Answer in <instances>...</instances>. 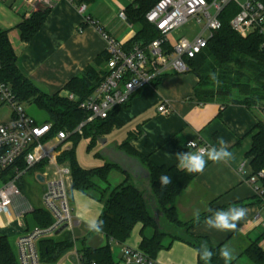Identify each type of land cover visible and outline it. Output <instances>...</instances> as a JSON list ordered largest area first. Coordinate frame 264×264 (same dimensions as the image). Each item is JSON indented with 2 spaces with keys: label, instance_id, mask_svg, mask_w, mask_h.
Masks as SVG:
<instances>
[{
  "label": "crops",
  "instance_id": "0c3cea01",
  "mask_svg": "<svg viewBox=\"0 0 264 264\" xmlns=\"http://www.w3.org/2000/svg\"><path fill=\"white\" fill-rule=\"evenodd\" d=\"M52 3L40 29L30 41L25 42L20 40L16 26L37 9L33 10L27 0H0V29L7 30L22 74L44 93L60 91L65 94L62 87L72 77L79 76L87 65H94L98 59L99 65L96 68H103L105 41L99 29L125 44L134 36L137 26L118 17V12L129 4L126 0H84L80 2L85 4L82 13L76 8V0L74 3L69 0H52ZM84 16H89L95 24L84 22ZM197 82L198 78L190 71H168L153 83L140 87L117 111L123 126L110 134L121 132L120 140L109 142L107 139V143L119 144L132 133L134 136L129 145L134 151L153 164L170 166L178 164L177 153L196 151L187 148L188 141L209 147L218 146V141L224 139L228 150L233 153V159L226 163L209 161L203 173L194 174L187 188L177 196L174 206L181 221L192 219L196 209L202 214L211 207H246L248 215L239 222L234 232L207 230L203 220L194 225L190 233L207 237L213 245L221 243L223 247L232 246L234 253L241 252L252 240H256L264 249V228L253 222V216L257 213L264 217V204L255 202L253 186L247 180L251 176V169L246 158L252 129L257 122L264 123V115L255 106L247 107L240 103L222 105L217 100L199 101L194 94ZM162 102L170 108L169 113L157 110ZM68 144L70 148L65 151L72 148L71 141L65 143L64 147ZM97 147L99 150L100 146ZM101 161L103 164L104 160ZM241 164L243 170L239 169ZM111 177L113 179H109ZM124 178V174L111 170L108 177L110 186L113 185L111 188ZM67 185L75 219V224L68 231L76 245L81 240L91 247L109 243L115 261L124 264L121 262L122 247L127 245L138 248L140 224L133 227L124 243L108 240L102 232L88 231L87 222L97 219L102 203L85 193L70 189L71 175ZM74 227L79 228V236L75 238L72 235ZM22 230H25V225L21 226L15 218L11 224L1 228L0 233L6 231L12 235L15 244ZM150 232V229L144 230L147 235ZM93 237L95 239L91 241ZM76 245L55 264H66L64 259L78 264L73 255ZM113 250H118L117 258ZM155 261L158 264H196L197 254L192 246L175 240L168 249L157 253Z\"/></svg>",
  "mask_w": 264,
  "mask_h": 264
},
{
  "label": "trees",
  "instance_id": "16d2710c",
  "mask_svg": "<svg viewBox=\"0 0 264 264\" xmlns=\"http://www.w3.org/2000/svg\"><path fill=\"white\" fill-rule=\"evenodd\" d=\"M84 0H76L80 3ZM157 0H135L128 4L124 11L127 20L137 26L134 36L123 44L125 50L134 44L145 47L151 40L159 36L152 24L146 21L145 13ZM50 8H38L28 19L17 24L21 41H30L42 26ZM235 3L227 4L219 13L220 26L209 38L205 48L194 57L186 59L190 72L197 78L194 94L199 101L217 100L222 105L240 103L247 107L255 106L264 108V38L257 32H251L242 37L229 25L230 19L237 13ZM170 45L167 44V47ZM107 58L105 53L102 61ZM98 59L94 65H87L79 76H74L62 87L63 92L57 91L47 94L36 87L25 77L17 66V59L9 41L7 30L0 29V80L8 83L17 97L22 102H32L37 108L43 110L47 118L44 123L51 124L50 135L59 130L72 131L86 116L78 108L77 102L87 98L103 77V69H97ZM210 73H215L219 84L213 81ZM73 94L78 101L68 99ZM125 105V104H124ZM123 106V105H122ZM121 106L112 109L107 117L94 119L86 123L81 134L74 132L69 135L72 148L61 153L60 160L68 161L71 172L70 189L78 190L102 203L97 219L102 220V233L108 240L124 243L129 237L133 227L140 224L141 239L138 249L148 257L155 259L157 253L168 249L173 241L179 240L199 249L202 242H207L209 248L215 253L210 264H224L219 256L222 244L213 245L207 237L194 236L190 229L205 220L211 213L207 210L200 215V221L194 217L188 221H181L178 217L174 202L177 196L187 188L195 173H186L178 168V164L170 166L156 165L134 151L129 141L134 134L116 144V148L123 150L148 170L149 178L146 189L142 181H134L122 172L116 165L106 161L98 166L84 168L74 157L75 144L80 139H87V150L93 149L98 144V138L105 137L113 130L123 126L118 118L117 111ZM251 134L250 148L246 153L251 169L250 175H258L257 183L261 194H255V202L264 204V123L257 122ZM99 157L98 151L95 153ZM39 165L29 168L26 172L32 175L38 170ZM111 170L124 174V180L111 188L108 177ZM171 176L172 184L161 189L159 176ZM148 197L152 198L159 216L156 223L153 211L148 204ZM213 210L222 207H211ZM25 231L34 227L45 229L53 221L52 216L43 207H33V210L23 217ZM150 229V234L144 233ZM76 245L68 230L58 234L44 235L37 242V248L42 261L55 264L65 253ZM78 264H118L113 258L109 243L102 246L91 247L81 240L76 245ZM244 256L250 264H264V249L256 240L248 244L237 255L232 264H237V258ZM0 264H18L16 254L7 236L0 234ZM196 264H204L197 255Z\"/></svg>",
  "mask_w": 264,
  "mask_h": 264
},
{
  "label": "built area",
  "instance_id": "2783aa9c",
  "mask_svg": "<svg viewBox=\"0 0 264 264\" xmlns=\"http://www.w3.org/2000/svg\"><path fill=\"white\" fill-rule=\"evenodd\" d=\"M126 1L133 4L135 0ZM27 2L33 10L53 6L52 0ZM231 2L238 7L237 13L229 21L231 29L242 37L257 32L264 38V0H157L145 13V19L154 26L159 36L145 47L134 44L128 50L111 34L99 29L107 54L102 68L103 77L87 98L78 101L73 94L68 95V99L78 101V108L86 113L85 118L72 131L59 130L50 135L51 124L36 122L24 110L10 85L0 80V109H9L7 118L0 121V215L12 214L24 226L23 217L33 207L22 195L16 180L29 168L39 165L33 176L39 174L43 177L41 204L53 218L47 228L34 227L17 236L15 254L18 264H48L40 258L38 240L44 235H53L63 224L66 225L63 230H70L75 224L68 199L70 166L68 161L60 160L61 153L65 151V143L70 141L69 135L74 132L81 134L86 123L107 117L112 109L124 105L136 90L153 83L166 72H187L189 68L186 59L194 57L206 47L209 38L220 26L219 13ZM75 5L79 13L84 11L85 4ZM118 17L127 19L124 10L118 12ZM189 19L201 24L200 30L191 38L179 37L171 42L168 35ZM84 22L95 24L89 16H84ZM167 44L170 46L167 47ZM157 110L167 114L170 108L162 102ZM260 111L264 115V108ZM194 143V150L207 147ZM242 168L243 164L239 169ZM262 174L260 172L247 179L256 195L262 192L257 183L258 176ZM253 222L264 228V217L258 213L253 216ZM73 255L77 260L75 251ZM121 262L158 264L138 248L127 245L122 247Z\"/></svg>",
  "mask_w": 264,
  "mask_h": 264
},
{
  "label": "clouds",
  "instance_id": "9594fccd",
  "mask_svg": "<svg viewBox=\"0 0 264 264\" xmlns=\"http://www.w3.org/2000/svg\"><path fill=\"white\" fill-rule=\"evenodd\" d=\"M213 81L219 84V80L215 73H210ZM188 149L196 148L194 141L187 144ZM178 160V168L186 173H203L209 161L212 163L228 162L233 159V153L228 150V145L224 139L218 141V146L201 147L196 151H187L176 154ZM161 189L172 184L170 175L161 174L159 176ZM211 213L205 220L204 224L207 230H216L220 232H234L238 228L240 221L244 220L248 215V209L242 206H229L226 209L207 210ZM200 210L196 209L193 212V217L196 222L200 221ZM103 221L99 219H91L87 222L88 229L99 233L103 229ZM199 259L204 261V264H210L215 253L209 248L207 242H202L199 249L196 250ZM219 256L224 261V264H232L234 260V252L229 247L220 248Z\"/></svg>",
  "mask_w": 264,
  "mask_h": 264
},
{
  "label": "rangeland",
  "instance_id": "374dc122",
  "mask_svg": "<svg viewBox=\"0 0 264 264\" xmlns=\"http://www.w3.org/2000/svg\"><path fill=\"white\" fill-rule=\"evenodd\" d=\"M201 28V24H198L195 20L189 19L187 22L182 24L177 29L173 30L169 35V39L171 41L176 40L179 37H186L191 38L195 33H197ZM24 110L38 123H42L46 120L47 115L43 110H40L36 107V105L32 102H22L21 103ZM9 112L8 107H3L0 109V121L7 118V114ZM109 142H118L121 138V132H113L112 134H108L105 136ZM87 139H80L74 147V157L77 161V163L80 166H83L85 168L97 166L102 163L101 159L95 156L96 151H98V147H95L93 149L87 150ZM113 179V177L109 178ZM16 184L19 187L22 195L28 200V202L32 205V207H40L41 204V195L43 191V184L36 180L35 176H33L31 173L26 172L21 177L16 180ZM113 186V185H111ZM28 214V213H26ZM25 214V215H26ZM15 220V216H6V215H0V229L4 228L7 224H11ZM79 228L74 227L72 231L73 237H77ZM90 231V230H88ZM23 232V230H22ZM1 234V233H0ZM4 235H7L11 246L15 252V244H14V237L12 235H8V233L5 231L3 233ZM93 241L95 237L91 238ZM117 247V246H116ZM233 250L232 246L229 247ZM118 251V250H117ZM117 251L113 250L114 257L117 258L116 254ZM235 252V251H233ZM240 252L234 253V256L236 257L239 255ZM64 263L66 264H74L73 262H68L64 259ZM237 264H250L247 259L244 256H239L237 258Z\"/></svg>",
  "mask_w": 264,
  "mask_h": 264
},
{
  "label": "water",
  "instance_id": "95a60500",
  "mask_svg": "<svg viewBox=\"0 0 264 264\" xmlns=\"http://www.w3.org/2000/svg\"><path fill=\"white\" fill-rule=\"evenodd\" d=\"M98 144L100 149L98 150V154L101 159L104 161L116 165L122 172L128 174L131 179L134 181H142L144 180V187L148 189L147 183L149 178L148 170L139 162V160L133 156L128 155L123 150L116 148L114 143H107V138L102 137L98 138ZM70 148V145H66L64 149ZM35 178L43 182V177L39 174H36ZM143 182V181H142ZM148 204L153 211V216L157 224H159V216L160 214L157 213L155 209V204L152 198L148 197ZM66 227L65 224L60 226L57 230H55L54 234H58Z\"/></svg>",
  "mask_w": 264,
  "mask_h": 264
}]
</instances>
